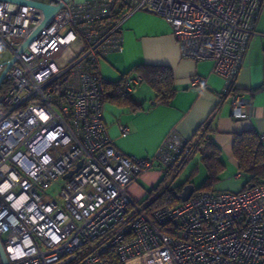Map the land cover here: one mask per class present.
<instances>
[{"label": "built area", "instance_id": "2783aa9c", "mask_svg": "<svg viewBox=\"0 0 264 264\" xmlns=\"http://www.w3.org/2000/svg\"><path fill=\"white\" fill-rule=\"evenodd\" d=\"M23 1L60 8L19 54L46 16L0 1V77L16 57L0 84V239L9 264H264V183L153 211L133 199L129 188L157 165L175 178L198 140L172 131L152 158L122 153L104 120L99 70L124 51L127 17L148 10L168 22L183 58L213 62L229 95L264 0ZM141 82L129 80L126 91ZM231 97L233 118H245L249 101Z\"/></svg>", "mask_w": 264, "mask_h": 264}, {"label": "crops", "instance_id": "0c3cea01", "mask_svg": "<svg viewBox=\"0 0 264 264\" xmlns=\"http://www.w3.org/2000/svg\"><path fill=\"white\" fill-rule=\"evenodd\" d=\"M255 32L235 85L237 94L249 101L247 116L235 119L232 116V97H223L225 80L213 72L212 61L195 62L183 58L170 25L157 14L139 10L129 15L123 25L124 51L113 53L101 61V76L108 81H117L136 65L169 67L177 92L169 103H154L156 90L143 81L130 92L141 108L133 110L105 101L104 120L115 146L130 157L152 158L172 131H177L186 140H196L201 135L199 128L207 122L213 130L212 139L222 150L226 167L213 190H242L248 181L240 173L239 163L233 156L234 135L254 130L264 147V4L255 24ZM136 77L139 76L134 74L130 80ZM194 78L200 79L199 85L192 84ZM121 126L129 129L128 136L121 135ZM198 156L200 160L186 180H191L194 185L197 171L204 168L199 152L191 157L173 180H177ZM235 173L236 181L231 176ZM169 178L160 172L157 165L142 174L129 188V193L136 202L142 203L150 189Z\"/></svg>", "mask_w": 264, "mask_h": 264}, {"label": "trees", "instance_id": "16d2710c", "mask_svg": "<svg viewBox=\"0 0 264 264\" xmlns=\"http://www.w3.org/2000/svg\"><path fill=\"white\" fill-rule=\"evenodd\" d=\"M134 74L138 75L142 79V82L145 81L151 84L156 90L157 95L154 103H169L177 92V89L174 87L171 68L140 64L133 67L117 81H108L104 79V100H109L120 106H128L133 110L141 108L142 106L134 101L131 93L126 91V85ZM235 94H237L236 87L232 89L229 95L225 96ZM212 132L213 130L210 129L207 122H205L198 131L201 135L199 137L197 136L198 143L194 148L193 156L197 152L202 155V164L207 171V177L200 187L196 189L194 195L216 191L213 190V188L220 182L221 176L226 169L222 160V150L212 139ZM233 156L239 163L240 173L246 177L248 181L240 191H245L264 183V147L259 134L254 130L236 133L233 142ZM186 164L183 166L185 167ZM184 167L176 169V174ZM167 176L171 177L170 174ZM165 182L166 180L164 179L163 182H160L156 187L150 189L145 200L139 203V205L145 206L148 211L164 207L172 208L180 205L182 201L179 195H181L185 186L192 183L191 180L176 187H173L172 184L165 187ZM176 194H178V196H176ZM112 263L122 264L119 259H115Z\"/></svg>", "mask_w": 264, "mask_h": 264}, {"label": "water", "instance_id": "95a60500", "mask_svg": "<svg viewBox=\"0 0 264 264\" xmlns=\"http://www.w3.org/2000/svg\"><path fill=\"white\" fill-rule=\"evenodd\" d=\"M0 1H10V2H15V3L23 4V5L36 7V8H39V9L43 10V12H44V14L46 16L45 21L41 24V26L38 28V30L21 47V49L19 51V54H21L25 50V48L30 44V42L45 27V25L51 20V18L55 15V13L60 8V7H52L50 5H46V4L39 3V2H28V1H23V0H0ZM15 62H16V57H14L10 62H8L6 64L7 67H6L5 71H4V73L2 74V76L0 77V84L4 80V78L7 75V73L11 70V68L15 64ZM80 166H81V164L79 165L78 169L80 168ZM78 169L75 170L74 172H77ZM74 172L66 175L65 179L70 178ZM195 191H196V189H195L193 184H188L187 186H185L184 189H183V192L180 195L181 201L183 203L189 201L190 198L195 194ZM0 258H1L2 262H3V264H9V260H8L6 251L4 249L3 243L1 242V239H0Z\"/></svg>", "mask_w": 264, "mask_h": 264}, {"label": "rangeland", "instance_id": "374dc122", "mask_svg": "<svg viewBox=\"0 0 264 264\" xmlns=\"http://www.w3.org/2000/svg\"><path fill=\"white\" fill-rule=\"evenodd\" d=\"M73 55H74V50H68L64 53L63 59L64 60H70V59H72ZM104 72H105V70H104ZM199 160H200L199 156L194 158L192 160V162L186 167V169L181 173V175L177 178V180L174 181L173 177L172 178L170 177L169 180L164 183V186L167 187L170 184H172L173 187H176V186H179L182 183H184L189 178L193 168L196 166V164H198ZM196 174L197 175L195 176L193 183H194V186L196 188H198V187H200V185L204 182V180L206 178V171L203 167H201L200 171L199 172L197 171ZM224 176H226V175H223V177ZM231 176H232V179L235 180L234 178L236 176V173L232 174ZM57 189H58V187L54 186L49 190V193L54 196L57 194ZM230 191L231 190H229V192ZM237 191H240V190H236L235 192H237Z\"/></svg>", "mask_w": 264, "mask_h": 264}]
</instances>
